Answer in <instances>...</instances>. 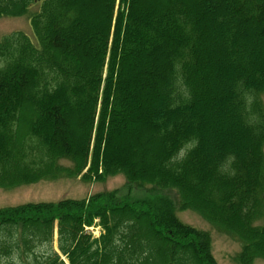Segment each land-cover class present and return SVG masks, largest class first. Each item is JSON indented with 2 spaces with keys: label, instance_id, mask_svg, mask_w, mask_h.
<instances>
[{
  "label": "trees",
  "instance_id": "trees-1",
  "mask_svg": "<svg viewBox=\"0 0 264 264\" xmlns=\"http://www.w3.org/2000/svg\"><path fill=\"white\" fill-rule=\"evenodd\" d=\"M27 14L40 46L0 42V189L123 175L151 196L0 209V264H219L178 210L264 260V0H0Z\"/></svg>",
  "mask_w": 264,
  "mask_h": 264
},
{
  "label": "rangeland",
  "instance_id": "rangeland-1",
  "mask_svg": "<svg viewBox=\"0 0 264 264\" xmlns=\"http://www.w3.org/2000/svg\"><path fill=\"white\" fill-rule=\"evenodd\" d=\"M31 12H37L39 5L33 6ZM22 32L27 35L36 47L40 44L35 37L30 25V15L20 17L0 18V42L10 34ZM264 100V99H263ZM79 124V123H77ZM81 127V126H80ZM81 129V128H80ZM65 166H71L69 161H63ZM118 191L120 197L129 196L135 200L147 199L151 196L149 188L140 189L129 185L123 175H117L103 182L85 181L81 177L59 178L56 180L40 181L34 184L19 186L13 189H0V209L17 207L29 203L54 202L63 199L82 200L102 192ZM158 195L169 197L178 201V196L173 191L161 192ZM178 217L188 225L211 234L213 243V255L219 264H238L234 257L240 252L242 244L229 236L217 232L209 223L192 211L178 210ZM101 230L93 229V236H100ZM57 235H55V240ZM56 246V243H55ZM254 264H264V260L258 259Z\"/></svg>",
  "mask_w": 264,
  "mask_h": 264
}]
</instances>
